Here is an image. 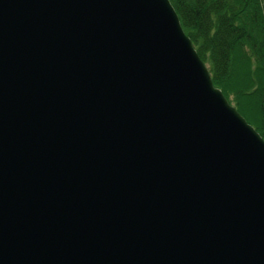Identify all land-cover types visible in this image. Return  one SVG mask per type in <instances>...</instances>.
<instances>
[{
	"label": "water",
	"instance_id": "1",
	"mask_svg": "<svg viewBox=\"0 0 264 264\" xmlns=\"http://www.w3.org/2000/svg\"><path fill=\"white\" fill-rule=\"evenodd\" d=\"M0 264H264V138L170 0H0Z\"/></svg>",
	"mask_w": 264,
	"mask_h": 264
},
{
	"label": "trees",
	"instance_id": "2",
	"mask_svg": "<svg viewBox=\"0 0 264 264\" xmlns=\"http://www.w3.org/2000/svg\"><path fill=\"white\" fill-rule=\"evenodd\" d=\"M212 80L264 138V0H170Z\"/></svg>",
	"mask_w": 264,
	"mask_h": 264
}]
</instances>
